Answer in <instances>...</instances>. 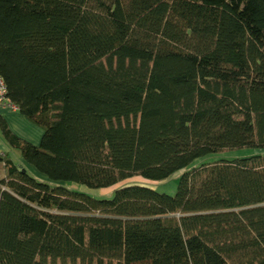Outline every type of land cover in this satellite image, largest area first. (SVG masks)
I'll list each match as a JSON object with an SVG mask.
<instances>
[{
	"label": "trees",
	"instance_id": "1",
	"mask_svg": "<svg viewBox=\"0 0 264 264\" xmlns=\"http://www.w3.org/2000/svg\"><path fill=\"white\" fill-rule=\"evenodd\" d=\"M0 76V264H264V155L191 167L264 149V0H0Z\"/></svg>",
	"mask_w": 264,
	"mask_h": 264
},
{
	"label": "rangeland",
	"instance_id": "2",
	"mask_svg": "<svg viewBox=\"0 0 264 264\" xmlns=\"http://www.w3.org/2000/svg\"><path fill=\"white\" fill-rule=\"evenodd\" d=\"M252 152L262 153L264 155V149L252 150L249 148H242V149H230L229 148V149L217 152L215 154H212L210 156L199 158L191 165V167L194 165L195 166L200 165L201 163H205V162L216 161L222 158L230 160V159H234L238 157H243V156L251 154ZM182 173H183V170L177 171L173 173L172 175H170L169 177H167L166 179L161 180V181H149V180L143 179V177L135 176V177H131L129 179L119 182L118 185L116 184L112 187L105 188V189L103 188L92 189L85 185H81L75 182H68L67 186L68 188H71L73 190L87 193L90 196H93L96 198H105V199L111 198L114 196V191H113L114 189H118L119 187L126 185V184H130V183L146 184V185L154 187L160 192L168 193L170 195H175L178 189V185H179Z\"/></svg>",
	"mask_w": 264,
	"mask_h": 264
},
{
	"label": "crops",
	"instance_id": "3",
	"mask_svg": "<svg viewBox=\"0 0 264 264\" xmlns=\"http://www.w3.org/2000/svg\"><path fill=\"white\" fill-rule=\"evenodd\" d=\"M0 117L3 118L11 130L15 132L20 138L31 142L35 145H39L44 134V130L30 121L24 114H22L17 107L3 106L0 107ZM0 154H10L13 160L18 164L25 165L35 175L39 176V173L34 167L27 164L19 152L13 149L10 144L3 138L0 133ZM0 170V175H1Z\"/></svg>",
	"mask_w": 264,
	"mask_h": 264
},
{
	"label": "built area",
	"instance_id": "4",
	"mask_svg": "<svg viewBox=\"0 0 264 264\" xmlns=\"http://www.w3.org/2000/svg\"><path fill=\"white\" fill-rule=\"evenodd\" d=\"M16 107L7 97V87L4 79L0 76V107L3 106Z\"/></svg>",
	"mask_w": 264,
	"mask_h": 264
}]
</instances>
